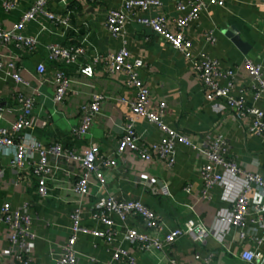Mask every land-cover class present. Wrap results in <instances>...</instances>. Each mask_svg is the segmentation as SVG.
<instances>
[{
  "label": "crops",
  "instance_id": "crops-1",
  "mask_svg": "<svg viewBox=\"0 0 264 264\" xmlns=\"http://www.w3.org/2000/svg\"><path fill=\"white\" fill-rule=\"evenodd\" d=\"M34 0H17L14 8L6 9L0 0V26L11 28L23 10ZM122 0H49L46 7L58 19L38 14L25 24V33L37 38L32 50L15 51L22 80L14 82L9 74L0 70V127L11 129L21 111V104L14 99V89L34 97L32 112L27 116L28 125L19 130V136H33L45 147L59 142L63 148L76 151L96 141L100 152L113 153L122 132V123L129 114V102L136 97V88L129 84L125 70L110 72L107 54L125 47L130 59L140 58L137 67L139 77L150 93L149 107L157 109L158 100L165 102L163 119L179 132L187 135L195 144L190 146L176 143L174 161L154 157L147 161L131 151H124L117 157L112 168L104 170L105 185L90 184L88 195L79 197L74 192V183L79 168L75 159L49 155L51 175L48 193L40 197L37 193L36 178L26 169L22 172L10 163L16 147L13 144L0 146V206L8 200L12 206L26 204L32 217L31 231L34 237V259L30 264H58L56 257L61 243L70 234V212L79 207L82 224L98 229L106 225L92 217L91 206L100 196L114 195L123 198H137L153 210L162 222V229L148 228L140 216H128L122 221L117 215L115 233L111 240L101 235L78 233L75 250L77 264H107L114 246L127 248L135 256V264H254L240 257L244 248H255L250 237L241 238L239 227L229 225L232 199L242 185L240 178L224 173V181L211 188L210 196H202L200 169L205 161L204 153L198 149L207 135L216 130L225 136L227 156L235 159L243 168L259 171L264 175V139L249 130L251 116L236 114L224 105L221 98H206L198 73L190 60L175 50L163 36L149 26L135 20H127L122 32L112 35L106 28L105 19L110 9L118 8ZM178 1L161 0V9L169 17V26L174 29L172 18L184 10L177 9ZM206 6L183 28V33L192 40V51H206L217 57L222 64L237 68L233 93H242L248 104L264 109V92L253 100V80L244 63L249 56L260 62L264 70V0H222V3L205 0ZM158 9V8H157ZM156 9H151L153 14ZM177 30V28H175ZM212 30L215 42L205 38ZM239 34L247 43L245 53L231 39L228 31ZM80 47L74 60L66 61L48 57L47 45ZM8 51V48L4 49ZM44 62V76L36 73L38 63ZM92 63L93 75L88 77L80 72L84 64ZM62 70L69 77V87L61 101L53 99L54 71ZM101 95V107L90 130L79 136L75 128L80 123L82 105L88 103L93 94ZM224 105V106H223ZM135 131L143 143L157 141L161 132L144 116L135 120ZM36 159L38 152L31 150ZM155 155V154H154ZM28 171V172H26ZM186 186H190L186 190ZM251 200L260 199L253 190ZM192 217L199 220L208 230L202 239L190 234L177 238L163 249H144L128 241L124 233L126 225L144 230L162 238L169 229L182 226ZM249 220H247L248 222ZM16 249L10 243L6 231L0 225V251ZM264 253V243L258 245ZM113 264H125L123 260ZM0 264H22L21 261L0 254Z\"/></svg>",
  "mask_w": 264,
  "mask_h": 264
},
{
  "label": "built area",
  "instance_id": "built-area-1",
  "mask_svg": "<svg viewBox=\"0 0 264 264\" xmlns=\"http://www.w3.org/2000/svg\"><path fill=\"white\" fill-rule=\"evenodd\" d=\"M48 1L34 0L27 9L22 11L11 28L0 26V70L9 74L14 82L21 81L22 77L17 62L18 54H15L11 48L27 51L32 50L37 43L36 36L24 32L26 22L38 14H44L50 19H58V16L46 7ZM210 1L222 3V0ZM121 2L120 7L108 11L105 19L106 28L112 35L120 34L128 19L149 26L154 32L163 36L175 50L190 60L191 66L198 73L207 99L221 98L225 102L224 105L234 110L236 114H249L251 116L250 132L264 139V109L254 103L248 104L242 93H233L234 78L238 73L237 68L222 64L217 57L206 51L194 54L192 40L183 33V28L188 22L195 19L199 11L206 6L205 0H189L187 4L178 1L177 9L184 11L172 18L174 29L169 26V17L159 9L161 0H122ZM3 5L6 9L14 8L17 5V0H3ZM151 9H156V11L151 14L149 13ZM205 38L209 42H215L212 30H208ZM5 48H8V51H5ZM47 51L50 59L63 58L67 62H71L75 55L81 51V48H67L50 43L47 45ZM141 63L142 60L138 57L130 59L129 52L125 47L107 54L108 70L110 72L125 70L129 75L128 83L137 90L136 97L129 102L130 111L122 123V132L118 138L116 149L110 154L103 155L100 152L99 143L96 141L85 145L82 150L76 151L73 148H63L59 142L45 147L33 136L17 137L18 133L16 132L28 125L27 116L32 112L34 97L24 95L17 89L12 91L14 93L11 95L21 104V111L12 123L10 130L0 127V146L13 144L16 147L10 158V163L20 172L27 168L34 175L37 182L36 190L40 197H44L48 193L47 180L51 175L50 154L77 161L79 172L74 183V192L79 197H83L89 194V186L92 182L99 186L105 185L104 170L115 166L117 157L124 151L134 152L147 161L152 160L155 156L163 158L167 164L171 165L174 161L176 143L195 146L187 135L179 132L163 119L162 111L165 102L162 99L158 100L157 109L149 107L150 93L137 70ZM244 63L253 80L251 96L253 100H256L264 92V70L260 62L249 56L244 57ZM79 70L85 76L90 77L93 75L94 67L92 63H87L82 65ZM36 73L40 78L47 79L44 76L46 74L44 62L37 64ZM54 82L53 99L61 101L69 87V77L62 70L57 69L54 71ZM101 97L95 93L88 103L82 105L80 123L75 128L77 135L82 136L89 132L101 107ZM139 116H144L160 130L161 136L157 141L143 143L139 140L134 127L135 120ZM198 149L205 156V161L200 169L203 197H209L211 188L224 181V173L242 180L240 189L232 199L231 213L227 217V221L229 225L239 227L241 238L250 237L256 244L255 248H244L239 254L240 257L252 261L254 264H264V253L257 249L258 245L264 243V202L259 198L255 200L249 198V194L253 190L259 197H264V175L259 171L243 168L235 159L228 157L227 141L224 134L218 130L212 135H207ZM31 150L38 152V156L34 160L31 159L33 156ZM219 166L224 168V173L218 171ZM185 188L189 190L190 186ZM99 198L91 206L95 209L92 210V217L101 220L106 225L105 229L101 230L82 224L81 208H73L70 212V234L61 243V251L56 257L58 264H77L78 255L74 245L80 232L101 235L106 240H111L115 233L114 215H117L122 221H126L128 216L137 215L142 218L144 225L148 228L160 230L163 227L159 216L140 199L123 198L110 194ZM247 220L249 221L247 222ZM31 224L32 217L26 204L12 206L8 200H4L0 206V225L16 249H10L8 252L0 251V254H7L21 261L22 264H30L34 259L31 241L34 234L31 231ZM124 233L132 244L135 243L141 248L149 250L163 249L185 234H190L194 239H202L208 230L202 222L189 217L182 226H176L166 231L162 238L129 225L124 227ZM118 260H123L125 264L136 263L132 252L120 245L113 247L111 258L107 264H113V261Z\"/></svg>",
  "mask_w": 264,
  "mask_h": 264
},
{
  "label": "water",
  "instance_id": "water-1",
  "mask_svg": "<svg viewBox=\"0 0 264 264\" xmlns=\"http://www.w3.org/2000/svg\"><path fill=\"white\" fill-rule=\"evenodd\" d=\"M228 34L231 36V39L241 48L245 53H248L247 43L241 39L239 34L233 33V31H228Z\"/></svg>",
  "mask_w": 264,
  "mask_h": 264
}]
</instances>
